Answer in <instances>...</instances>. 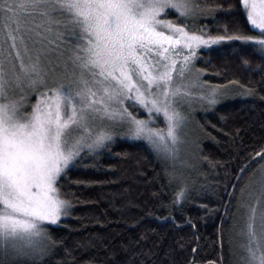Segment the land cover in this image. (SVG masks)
Instances as JSON below:
<instances>
[{
  "label": "snow or ice",
  "instance_id": "1",
  "mask_svg": "<svg viewBox=\"0 0 264 264\" xmlns=\"http://www.w3.org/2000/svg\"><path fill=\"white\" fill-rule=\"evenodd\" d=\"M221 10L231 27L212 34L189 26L218 21ZM230 41L264 61V0H0V264H42L58 243L48 226L72 207L61 180L110 151L117 136L146 141L178 185L173 203L186 200L187 175L176 163L187 143L181 109L214 108L233 91L202 80L194 60L199 49ZM161 115L164 128L155 126ZM255 157L237 200L240 264H264V147Z\"/></svg>",
  "mask_w": 264,
  "mask_h": 264
},
{
  "label": "trees",
  "instance_id": "2",
  "mask_svg": "<svg viewBox=\"0 0 264 264\" xmlns=\"http://www.w3.org/2000/svg\"><path fill=\"white\" fill-rule=\"evenodd\" d=\"M206 2L227 6L231 0ZM216 15L218 21L200 17L189 26L212 34L225 24L231 27L224 11ZM247 48L233 41L201 52L204 80L233 91L195 117L202 138L195 170L187 174V199L173 203L178 185L169 183L165 164L150 146L117 142L110 151L86 157L61 180L73 210L60 225L48 226L58 243L42 264H210L221 259L240 264L237 200L260 162L252 157L264 147V61ZM247 88L255 94L241 95Z\"/></svg>",
  "mask_w": 264,
  "mask_h": 264
},
{
  "label": "rangeland",
  "instance_id": "3",
  "mask_svg": "<svg viewBox=\"0 0 264 264\" xmlns=\"http://www.w3.org/2000/svg\"><path fill=\"white\" fill-rule=\"evenodd\" d=\"M168 18L169 19H175L176 17H175V14H172ZM198 19L196 21H198ZM191 24H193V22H190L189 23V25H191ZM231 42H233V41L225 42V43H222L220 45H213L211 48H201V49H199L198 50V55H197L196 59L194 60L195 67L199 69V67H198V61L201 58V52L208 51V50L215 49V48H220V47L224 46L225 44H227V43L229 44ZM238 42H240V41H238ZM240 43H242V42H240ZM204 77H205V74L203 73L201 79L204 80ZM227 97L228 96L223 97V98H227ZM31 100L34 103L35 100H36V97L35 96H32L31 97ZM127 103L130 105V109H129L130 111H133L134 113H138L140 118H145V119L147 118V115L148 114H147V112L144 111V109L140 108L139 106L131 107V105L133 103L132 101H128ZM217 105H215L214 108ZM200 108H202V106L197 103V104H193V106H192L191 109H188L187 106H184L181 109L182 111L185 112V114L188 117L187 121L185 122V127L182 129V134L186 133L185 139H186L187 143H185L184 145H182L180 159L177 160L176 163H177V168L178 167H182L181 166V161H185V159H186V161L191 165L192 168L191 167H182V168H179V170H183L186 173V175L189 172L191 174V172H193L195 170V166L194 165L196 163L195 160H196V157H197V152L196 151H197V149H198V147H199V145L201 143L202 136H201V133H200V131L198 129V126H197V123H196V119H195L196 115L200 111L199 110ZM214 108H211L209 110H212ZM155 126H158L160 128L166 127L162 115L155 120ZM120 141H126V142H143V143L147 144V142L146 141H143V140H132V139H128V138L123 137V136H117L116 139H115V141L111 145H113V144H115L117 142H120ZM103 151L104 150H101L99 152V154L102 153ZM250 177H249V179H250ZM249 179L247 180V182L245 183V185L249 182ZM245 185H244V187H245ZM245 192H247V189L245 190ZM245 198H247V197L245 196ZM72 210H73V205H72V207L70 209V215H68L67 217H63L62 220L69 218L71 216ZM238 235H239V238H238V250H237V253H238V258H239L240 254H241L240 245H241V243H243V237L240 234H238Z\"/></svg>",
  "mask_w": 264,
  "mask_h": 264
},
{
  "label": "water",
  "instance_id": "4",
  "mask_svg": "<svg viewBox=\"0 0 264 264\" xmlns=\"http://www.w3.org/2000/svg\"><path fill=\"white\" fill-rule=\"evenodd\" d=\"M258 158H260V157H258ZM243 173H244V172H243ZM243 173H241L240 178L242 177ZM235 188H236V187H235ZM235 188L233 189L232 193H234Z\"/></svg>",
  "mask_w": 264,
  "mask_h": 264
}]
</instances>
